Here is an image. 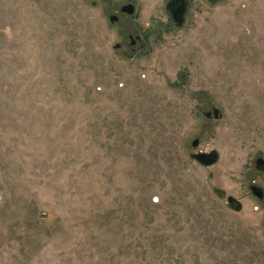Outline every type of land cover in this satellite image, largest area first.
<instances>
[{
	"label": "rangeland",
	"instance_id": "1",
	"mask_svg": "<svg viewBox=\"0 0 264 264\" xmlns=\"http://www.w3.org/2000/svg\"><path fill=\"white\" fill-rule=\"evenodd\" d=\"M169 1L0 0V264H264V0Z\"/></svg>",
	"mask_w": 264,
	"mask_h": 264
},
{
	"label": "water",
	"instance_id": "2",
	"mask_svg": "<svg viewBox=\"0 0 264 264\" xmlns=\"http://www.w3.org/2000/svg\"><path fill=\"white\" fill-rule=\"evenodd\" d=\"M209 4H214L218 0H206ZM169 8L172 13V17L174 22L177 25H180L184 19V12L186 9V4L184 3V0H171V3L169 5ZM121 11L126 12V13H132L134 11V7L132 3H127L121 6ZM109 20L110 21H115L117 20V16L114 14L109 15ZM118 46V45H117ZM213 115L214 117L219 116V109L215 108L212 111H207L206 116ZM198 140L194 139L192 141L193 146H197ZM192 157L201 165L203 166H210L214 164L218 157L219 154L216 150L212 149L210 151H199L196 153L192 154ZM255 165L258 169H261L264 171V159L261 157H258L255 159ZM250 190L253 195H255L258 199H262L264 197V191L262 187L251 184L250 185ZM227 202H228V207L236 212L240 211L242 209V203L235 197L233 196H228L227 197ZM264 226V222H263Z\"/></svg>",
	"mask_w": 264,
	"mask_h": 264
},
{
	"label": "flooded vegetation",
	"instance_id": "3",
	"mask_svg": "<svg viewBox=\"0 0 264 264\" xmlns=\"http://www.w3.org/2000/svg\"><path fill=\"white\" fill-rule=\"evenodd\" d=\"M169 4H170V1H169ZM167 6H168V8H169V5H168V3H167ZM169 11L171 12L170 8H169ZM171 14H172V13H171Z\"/></svg>",
	"mask_w": 264,
	"mask_h": 264
}]
</instances>
